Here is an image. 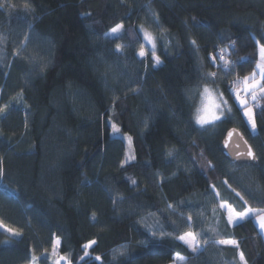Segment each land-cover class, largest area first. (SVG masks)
Here are the masks:
<instances>
[{
  "label": "trees",
  "instance_id": "trees-1",
  "mask_svg": "<svg viewBox=\"0 0 264 264\" xmlns=\"http://www.w3.org/2000/svg\"><path fill=\"white\" fill-rule=\"evenodd\" d=\"M0 5V264H31L33 255L37 264H54L48 255L56 238L69 264H242L241 252L247 264H264L255 219L232 226L220 207L264 209V99L248 104L253 130L227 91L259 59L264 0ZM117 24L121 33L106 39ZM141 27L155 38L158 66ZM221 54L235 62L228 75L219 69L224 61L212 62ZM208 72H217L215 85L202 79ZM206 83L224 92L234 115L197 131L192 121ZM234 128L258 166L223 154ZM145 225L156 231L154 242ZM189 232L195 252L178 239Z\"/></svg>",
  "mask_w": 264,
  "mask_h": 264
},
{
  "label": "snow or ice",
  "instance_id": "snow-or-ice-1",
  "mask_svg": "<svg viewBox=\"0 0 264 264\" xmlns=\"http://www.w3.org/2000/svg\"><path fill=\"white\" fill-rule=\"evenodd\" d=\"M3 5H0L2 7ZM27 7V5H26ZM124 28L123 24H117L116 26L112 27L110 29V32L104 33V37L107 39L110 36H115L121 33L122 29ZM140 32L143 33V40L146 42V46L150 47V50L153 55L154 64L158 66L160 64L159 57L155 55V38L148 33L146 30H144L142 27L140 29ZM25 40H28V37H25ZM193 45H195V41L192 42ZM258 44V53H259V59L255 62V68L251 72L250 75H246L243 78H237V80L233 83H230L227 87L228 95L233 98V103H236L238 105L237 111H243V115L248 118V122L251 125V128L254 130L256 128L255 120L253 118L252 109L248 107V97L250 96L252 101H257L258 99H264V45ZM22 47H26L25 45H22ZM222 51V50H221ZM115 52L119 55H123V52L121 51V45L117 44ZM145 50L144 47H142L138 53L140 57L145 56ZM219 59L224 61L223 65L219 66L220 71H223L225 75H228L232 67L235 66V62H232L231 66L229 65V62L224 60L223 55L221 54L219 57H212V62L215 63V61ZM241 60H244L245 62H248L246 58H240ZM33 62L37 61V57H32ZM40 68L43 70L48 66L46 62H40ZM216 78H217V72H208L205 73L202 76V79L210 82L212 84H216ZM257 92L260 93L259 97L257 96ZM200 95V107L195 109V115L193 117V126H199L196 130L206 131L208 127H215L220 124H225L229 122L233 118V110L228 104V100L224 97V92L220 91L219 88L215 89H209L207 86V83L203 87L202 91L199 93ZM191 99V98H189ZM4 109L0 107V112H3ZM113 131L115 133H120V129L113 124L112 125ZM235 130H229L227 134V138L224 144V147H228V143L230 142ZM121 135H123L121 133ZM129 142H131V137H125ZM245 143H247L245 141ZM237 149L239 148V144L236 145ZM229 155H232V153H229ZM236 159H251L255 161L257 157L255 156L254 152L251 150V147L249 146L246 152L242 151H236L234 155V161ZM2 163V161H0ZM0 174L2 173V168H0ZM131 183L133 185L136 184L135 180H132ZM223 183L227 184V181H224ZM231 187V185H229ZM211 188L213 191H215V185H211ZM233 192H235L236 197H239L241 201L244 202V204H247V201L244 200V197L241 196L239 192H236L235 189H232ZM219 195V193H216ZM181 203H184L183 201ZM220 207L222 209H225L227 211V223L228 224H238L240 221L245 220L246 217L252 216L255 217V220L259 223V227L262 231H264V209H253L251 207H245L243 211L237 212L234 210L232 205H227L225 203H221ZM92 219H95V216L92 217ZM189 221L192 219L191 216L187 218ZM2 227V225H0ZM11 231V230H9ZM145 232L151 233V236L146 237V239L149 242H154L156 239V231H153V229L150 226L145 225ZM16 236H19L20 233L15 232L13 233ZM166 236V233L162 230L160 231V238L163 239ZM185 236L189 237L191 239V243H189L188 240L185 239ZM185 236L178 237L179 240L184 241L186 244H188L189 247L192 248V251L195 252L197 249L195 247V241H196V234L189 232L186 233ZM206 242V241H205ZM57 244L59 241L56 242ZM220 244H235L238 248L239 245L235 241H228V240H220L218 241ZM96 244V241H91L89 244H85L84 248L87 249L91 245ZM126 247V246H125ZM54 251H55V245H54ZM120 255H125L124 252H120ZM240 261L242 264H247L243 253H239ZM117 257L114 255L113 260H115ZM96 260H99L100 257H96ZM37 260V257L33 255L32 261L33 264H35V261Z\"/></svg>",
  "mask_w": 264,
  "mask_h": 264
},
{
  "label": "water",
  "instance_id": "water-1",
  "mask_svg": "<svg viewBox=\"0 0 264 264\" xmlns=\"http://www.w3.org/2000/svg\"><path fill=\"white\" fill-rule=\"evenodd\" d=\"M231 130H235L230 142L228 143V147L225 148L224 147V144H225V141H226V138H227V134L221 144V150L223 152V154L226 156V158L233 162V163H236V164H247V165H252V166H258L259 165V161H258V158L253 161L251 159H247V160H244V159H236L234 161V155H235V152L236 151H242V152H246L248 147L250 146L251 147V150L254 152L255 156L257 157V154L256 152L254 151L253 147L250 145V143L248 142V140L246 139L245 135L242 133L241 130L237 129V128H234V129H231ZM245 141L247 143H245ZM239 144V148L237 149L236 145ZM229 153H232V155H229Z\"/></svg>",
  "mask_w": 264,
  "mask_h": 264
},
{
  "label": "rangeland",
  "instance_id": "rangeland-1",
  "mask_svg": "<svg viewBox=\"0 0 264 264\" xmlns=\"http://www.w3.org/2000/svg\"><path fill=\"white\" fill-rule=\"evenodd\" d=\"M144 30H146L148 33H150L147 29H145L144 27H142ZM151 34V33H150ZM152 35V34H151ZM116 36V35H115ZM141 36L143 37V33H141ZM142 40H143V38H142ZM144 41V40H143ZM145 42V41H144ZM146 43V42H145ZM156 46V45H155ZM156 48V47H155ZM149 50H150V47H149ZM250 100H252L251 99V97H249V99H248V104L250 103ZM248 107L249 108H251L252 109V113H253V118H254V120H255V117H254V109H253V107L251 106V105H248ZM245 117V116H244ZM245 119H246V121H247V123H248V125L250 126V128H251V125L249 124V122H248V118L247 117H245ZM252 129V128H251ZM255 130V129H254ZM118 134V133H117ZM127 137H129V136H127ZM127 140V139H126ZM127 142L130 144L131 142H129V140H127ZM132 151H131V149L130 150H128V157H127V160H130L131 159V153ZM255 222H256V224H257V226H258V228H260L259 227V223L255 220ZM183 236H185V235H183ZM185 239L186 240H188L189 241V243H191V239L189 238V237H187V236H185ZM57 241H59V243L57 244L56 242ZM231 244V243H230ZM54 245H55V251H54V248H53V251L48 255L51 259H52V261L54 262V264H69V262H68V259L66 258V257H64V256H61V255H59V252H58V249H59V245H60V239L59 238H56L55 239V241H54ZM31 264H33V261L31 262ZM35 264H37V260L35 261Z\"/></svg>",
  "mask_w": 264,
  "mask_h": 264
},
{
  "label": "crops",
  "instance_id": "crops-1",
  "mask_svg": "<svg viewBox=\"0 0 264 264\" xmlns=\"http://www.w3.org/2000/svg\"><path fill=\"white\" fill-rule=\"evenodd\" d=\"M227 204V203H226ZM227 205H229V204H227ZM225 212H226V215H227V211L225 210V209H223ZM235 210V209H234ZM249 218H254L255 219V217H252V216H248V217H246L245 219H249ZM244 221V220H243ZM241 222V221H240ZM232 226L233 225H236V224H231ZM259 230H260V232L262 233V234H264V231H262L260 228H259Z\"/></svg>",
  "mask_w": 264,
  "mask_h": 264
}]
</instances>
